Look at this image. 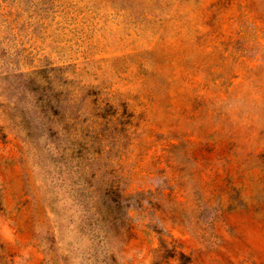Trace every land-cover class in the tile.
Instances as JSON below:
<instances>
[{"label":"rangeland","instance_id":"obj_1","mask_svg":"<svg viewBox=\"0 0 264 264\" xmlns=\"http://www.w3.org/2000/svg\"><path fill=\"white\" fill-rule=\"evenodd\" d=\"M0 264H264V0H0Z\"/></svg>","mask_w":264,"mask_h":264},{"label":"trees","instance_id":"obj_2","mask_svg":"<svg viewBox=\"0 0 264 264\" xmlns=\"http://www.w3.org/2000/svg\"><path fill=\"white\" fill-rule=\"evenodd\" d=\"M112 190H114V195L116 196L117 202L119 203V200L121 199L120 192L116 186H112Z\"/></svg>","mask_w":264,"mask_h":264}]
</instances>
